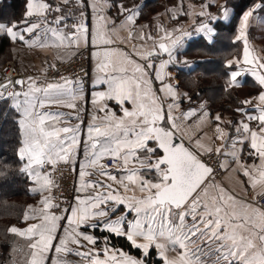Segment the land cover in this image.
Instances as JSON below:
<instances>
[{"label":"snow or ice","instance_id":"obj_1","mask_svg":"<svg viewBox=\"0 0 264 264\" xmlns=\"http://www.w3.org/2000/svg\"><path fill=\"white\" fill-rule=\"evenodd\" d=\"M62 2L68 5L72 0ZM80 3L87 7L83 0ZM92 7L96 19L92 30L85 22L84 11L80 12L82 19L69 23L72 17L49 0H26L22 20L11 24L0 22V34L29 48H54L59 53L91 43L97 49L92 58L99 74L94 83L107 86L106 91L93 93L96 114L85 138L81 135V124H71L72 119L80 120V112L84 111L75 102L83 99L81 79L60 76L58 80H50L48 73L59 71L53 63L39 77L29 75L0 81V105L15 113L13 122L20 137L16 150L21 162L18 170L38 186L31 190L48 193L40 201L41 209L24 214L25 221L39 223L7 229L28 242L24 264H47L53 249L57 255L51 264H71L66 259L68 255H75L87 264H147L152 250L162 264H264V206L256 204L264 198V90L254 100L241 102L253 105L252 111L245 107L236 109L243 119L235 122L234 137L223 131L221 116L217 115V135L205 144L185 130L196 132V127L184 124L197 115L195 109L173 115L181 101L175 86L165 82L169 77L164 70L176 62V51L189 33L180 28L171 31L161 28L158 41L149 34L146 38L153 40V48L137 51L143 61L137 63L130 54L110 47L114 41L101 24L105 19L103 9L97 0H93ZM121 9L125 24H134L140 7L121 6ZM258 9H264V0L241 16L235 42H243V54L226 64L228 68L236 66L229 74L230 88L239 83V77L250 73L264 89V59L253 54L247 36L249 19ZM179 15L187 13L181 8ZM199 15L203 17L205 13L201 11ZM228 15V8L222 6V18ZM196 31L210 35L213 29L202 22ZM181 32L182 35L177 34ZM133 35L130 32L129 38ZM140 39H145L143 33ZM164 55L168 58L157 65L156 58ZM153 72L161 84L163 97L152 88ZM187 99L191 102V97ZM166 100L171 101L167 110ZM109 101H114L122 114L110 108ZM54 106L77 111L73 116L71 112L52 111ZM8 111L0 112V116L6 119ZM204 115L208 114L202 112L200 118ZM252 122H256L255 129ZM186 135L190 142L195 139L194 148L185 145ZM215 139L222 141L220 147L213 146ZM238 144H247L249 155L260 160L259 165H241L254 194L251 199L216 184L215 169L209 163L214 155L237 160ZM81 148L83 161L78 160ZM105 158L111 161V167L101 163ZM77 163L80 184L76 191L86 194L78 195L75 204L61 209L53 195V189L58 187L54 174L61 164H71L75 170ZM220 166L225 168L226 164ZM7 167L0 169V176L7 174ZM93 176L104 179H91ZM61 221L66 224L62 226ZM85 227L125 238L141 252V257L110 248L109 237L105 236L101 258V251L96 248L98 238L80 230ZM61 228L63 235L58 237ZM57 238L58 243H54Z\"/></svg>","mask_w":264,"mask_h":264},{"label":"crops","instance_id":"obj_2","mask_svg":"<svg viewBox=\"0 0 264 264\" xmlns=\"http://www.w3.org/2000/svg\"><path fill=\"white\" fill-rule=\"evenodd\" d=\"M145 0H97V3L99 6L103 9L102 15L105 18L103 21H101V24L105 26V30L107 31L108 36H110L114 43L110 45V47L119 49L121 51H124L132 56V58L137 63H143V61L140 60V57L136 55L137 51H150L153 48V40H149L146 37L151 34L154 40L158 41L160 35L162 34L161 28H166L169 31L180 28L183 32L189 33L188 36L183 37V45L179 49H177L176 53L178 51H182L185 47V44L188 40H190L193 37L196 36H203V37H212L215 33V29L213 27V22L211 17L215 16L213 15L216 11H211L207 8L209 1L204 0H191V2H187L186 0H158V5L156 6V9L154 12H150V14L146 17H142L141 12L143 8ZM49 3L53 4L54 6L59 4L64 9V14L69 15L72 17V19L69 20V23L74 22L75 20L82 19L80 17V12L84 11L86 14V19L89 21V29L92 30L96 27V19H95V13L93 11V0H83V4L87 5V7H82L80 0H72V2L68 5H64L62 0H49ZM123 8H134V7H140V14L135 19L134 24H125V14L122 13ZM254 6L248 8L245 11H248L252 9ZM181 8L184 12L187 13V15H179ZM145 10V9H144ZM203 11L205 15L201 17L199 13ZM222 11V8L219 10ZM244 11V12H245ZM197 12V13H194ZM243 12V13H244ZM242 13V14H243ZM261 12L256 10L253 13V16L249 19V27L247 30V36L249 40V46L250 49L253 51V54L261 59H264V15L260 14ZM173 15H177V19L173 20L171 17ZM240 20L241 16L238 20V24L236 27V34H238V29L240 26ZM202 22L209 23V26L212 27L213 32L212 34H207L206 32H197L196 28L199 27V25ZM133 33V37L129 38V33ZM141 33L144 34L145 39H140ZM178 35H182L181 33H177ZM4 35V34H2ZM8 38V37H7ZM235 40V37H234ZM241 46L240 52L238 55L233 56L229 58L226 61V64L230 60H234L237 57H242L243 54V42H238ZM91 45V43H90ZM83 44L79 48H81ZM78 48V49H79ZM91 62H90V81L91 85L90 88L85 92L83 89V99H78L75 101L78 104V109H83L85 113V117L81 118L80 120L72 119L71 124L75 126L76 124H81V135L82 137L86 138L87 134V127L89 123L91 122V118L94 114H96V107L97 105H94L92 103L93 100V93L95 91H106L107 86L106 85H96L94 81L96 80L97 76L99 75L96 70V61L92 58V52L96 51L97 49L91 45ZM8 52H9V59L14 63L15 69L17 73L20 75V77H27L29 75L35 76L40 75L43 73V69L47 67L48 64H52L55 61L65 60L69 58L73 53L77 51V48L73 47L66 52H59L54 48H47V49H41L39 47L36 48H29L21 43H14L9 39L8 43ZM58 56L60 57L58 59ZM168 57L166 55L156 58L155 63L159 65L160 60L167 59ZM47 62V63H46ZM177 63L182 67L186 69H193L194 63L191 61L190 58L187 56H176V62L173 64H170L167 68H165V74L168 79H166V83H170L173 86H175L176 91L179 94L180 97V107L176 109L173 112V115L179 116L181 112H187L189 109H195L197 115L191 117L189 120L184 121L185 125H192L196 127V132H192L189 129H185L188 131V135L197 137L201 140V142L208 144L211 142L212 139L215 138L217 135L215 132L216 129V121L215 117L217 115L221 116V128L223 131L230 133L231 136L236 135V121H239L243 119L240 113L236 112V109L229 108L227 110H224L222 112L215 111L213 113L210 112L208 108V102L206 101H197V102H189L187 99V92L182 89L179 84V77L178 74H176V70L174 69ZM236 66L233 65L232 68H229L228 73L230 74L231 71L235 70ZM131 74V72L129 73ZM152 88L157 93L158 96L163 97V93L160 92L161 84L159 81L155 79L154 72L152 73ZM229 80V77H228ZM239 83L234 86L233 88L236 90L238 96L240 97L241 101L244 100H254L255 97L258 96L259 92L264 90L261 89L260 85L257 83L255 78L250 73H245L241 77L238 78ZM82 86V85H81ZM171 102L170 100H166L165 102V109L167 110V103ZM255 103V101H254ZM109 107L112 108L117 112L118 115L122 114L120 113L119 106L114 101L108 102ZM126 107L131 108V104L125 105ZM203 106V107H202ZM241 107L247 108L249 111H252L253 105H243ZM52 111H64V112H71L73 116H75L77 110L67 109V108H57L53 107L51 109ZM207 113L208 115H204L201 119V114ZM100 115H103L102 113ZM82 121V123H81ZM229 121H232L230 124ZM165 123H167L165 121ZM256 122H252V127L256 128ZM188 135L183 137V141L186 143V145L190 148H194L195 139H193L191 142L189 141ZM20 138V137H19ZM222 144V141L219 139H215L214 147H220ZM229 147L231 146V139L228 141ZM243 149L241 152L240 149ZM250 148L247 144L244 145H237V160H232L230 156L226 157L222 155V163L226 164V167L224 168V176L221 181L215 182L216 184L224 187L226 190L233 192L237 194L239 197H243L245 199H251L248 195V190L251 189L248 186V178L244 177L242 174V168L241 165H259L260 160L255 156H250ZM84 155H82L81 158H79V161H83ZM102 163V162H101ZM103 164V163H102ZM77 187H79L80 180H79V163H77ZM237 169H240V171H237ZM91 179H104V177L100 176H93ZM29 180V179H28ZM38 187L37 185L31 184L29 181V192H31L34 195V202L26 212H31L33 210H39L43 206L40 203V201L43 199L45 195H48L47 192H38L33 191L31 189ZM252 190V189H251ZM92 190H89L91 192ZM86 193H78L76 192V197L78 195H85ZM137 195H140L137 192ZM76 203V200L74 204ZM258 205V203H256ZM259 206V205H258ZM122 211V209H121ZM119 214V213H117ZM131 218V217H129ZM38 220H27L25 221L24 218L22 222L20 223H13L11 225L15 226L17 228H26L31 223H39ZM81 231L87 232L88 234L94 235L96 238H98V243L96 245V248L101 251V258L103 248L105 247V241L104 237H109L108 246L110 248H116L121 249L124 252L128 253L129 255L140 258L141 252L139 251L138 255H136L134 252H130L129 249H124L121 247L120 243L118 241L123 240L124 242L130 243L123 237H116L115 235H111L106 231H101L99 229L92 230L90 228H81ZM10 248H9V258L5 264H24V259L27 254V241L22 238L18 237L14 234ZM59 235H63V229L60 230L58 233ZM54 243H58V238ZM75 247V246H73ZM92 247V246H88ZM135 249V248H133ZM83 250V249H81ZM137 250V249H135ZM56 253L53 249L51 253H49V257L54 258L56 257ZM68 261L71 262V264H87L86 261H82L79 257L75 255H68L66 257ZM47 264H51V260L47 262ZM148 264V263H147ZM162 264V262H161Z\"/></svg>","mask_w":264,"mask_h":264},{"label":"trees","instance_id":"obj_3","mask_svg":"<svg viewBox=\"0 0 264 264\" xmlns=\"http://www.w3.org/2000/svg\"><path fill=\"white\" fill-rule=\"evenodd\" d=\"M201 1V0H200ZM261 0H231V14L227 20L213 19L216 30L210 40L199 35L191 38L182 51L176 56H187L194 63L193 69L175 66L179 77V86L191 97V102L206 101L211 113L224 111L229 108L237 109L243 106L241 99L233 87H228L229 68L226 61L239 54L240 44L235 42L236 27L242 13L248 8L260 3ZM26 0H0V22L11 24L23 19ZM158 0H145L141 15L146 17L154 12ZM228 3V0L226 4ZM145 9V10H144ZM264 15V9H259ZM216 18V17H215ZM9 43L6 35H0V54ZM212 67H215L213 69ZM8 111L5 105H0V112ZM15 113L8 111L7 118L0 116V169L7 165V174L0 176V184L11 185L8 191L0 192V264H5L9 258V248L13 235L7 231L13 223H20L23 216L34 202V195L29 192V180L19 172L21 162L18 161L16 150L19 133L13 122ZM122 248L135 250L123 240L118 241ZM148 264H161L155 250L147 258Z\"/></svg>","mask_w":264,"mask_h":264},{"label":"built area","instance_id":"obj_4","mask_svg":"<svg viewBox=\"0 0 264 264\" xmlns=\"http://www.w3.org/2000/svg\"><path fill=\"white\" fill-rule=\"evenodd\" d=\"M87 25L89 26L88 19L85 20ZM91 45L85 47L84 45L77 49L75 53H73L69 58L65 60H58L55 61L54 64L57 65L59 71H50L48 73V78L50 80H58L60 76H65L70 79H81L82 81V87L84 91L86 92L91 85L90 81V62H91ZM53 64V63H52ZM3 75L0 78L2 81L4 78H16L19 74L17 73L14 63L11 60H7L5 62L4 68H3ZM86 74V75H85ZM43 75L41 73L40 75H35L36 77H39ZM81 118L85 117L84 112H80ZM83 155L82 148L79 152L78 159L81 158ZM222 155L219 157L213 156L212 160H209V163L213 165L215 169L214 174V181H221L224 176V168H221V161H222ZM205 160H208L207 156L202 157ZM103 164H105L107 167H111V161L108 158H105L101 161ZM54 179L56 181V184L58 187H55L53 189V195L56 198V202L61 205V209L68 208L69 205H73L76 198V188H77V166H74L71 164L64 165L61 164L59 166V171H57L54 174ZM248 195L250 198L254 195L252 190H248ZM259 206H264V198L259 199L256 201ZM61 225H65L66 221H61ZM62 229V228H61ZM67 259V258H66ZM51 260V257H49V260ZM68 260V259H67Z\"/></svg>","mask_w":264,"mask_h":264},{"label":"rangeland","instance_id":"obj_5","mask_svg":"<svg viewBox=\"0 0 264 264\" xmlns=\"http://www.w3.org/2000/svg\"><path fill=\"white\" fill-rule=\"evenodd\" d=\"M202 1H204V0H202ZM207 1H209L208 6H207V8L209 10H211V11L214 12V11H216V9H218L213 14V15H215L213 17H216V19H224V20H227L229 18V15L231 14V9L228 6H230V1L231 0H228V3L227 4H226L227 0H207ZM187 2H191V0H186V3ZM222 6L227 7L228 10H229V15H228V17L226 19L225 18H222V11H219L222 8ZM194 13H197V12H194ZM0 35H2V34H0ZM206 39L207 40H210L211 38L210 37H207ZM8 51L9 50H8V46H7V48L4 50V52L2 54H0V78L3 75L2 72H3V68H4V65H5V62L9 59L8 58L9 57V52ZM212 68L215 69V67H212ZM0 147L2 148V144L0 145ZM9 189H11V185H7L5 183L0 184V192H2V191H5L6 192ZM23 218H24V216H23Z\"/></svg>","mask_w":264,"mask_h":264},{"label":"water","instance_id":"obj_6","mask_svg":"<svg viewBox=\"0 0 264 264\" xmlns=\"http://www.w3.org/2000/svg\"><path fill=\"white\" fill-rule=\"evenodd\" d=\"M18 77H20V75H18L16 78H18ZM15 79V78H14ZM177 142H179V141H177ZM185 143V142H184ZM185 145H186V143H185ZM187 146V145H186Z\"/></svg>","mask_w":264,"mask_h":264},{"label":"bare ground","instance_id":"obj_7","mask_svg":"<svg viewBox=\"0 0 264 264\" xmlns=\"http://www.w3.org/2000/svg\"><path fill=\"white\" fill-rule=\"evenodd\" d=\"M1 80V79H0Z\"/></svg>","mask_w":264,"mask_h":264}]
</instances>
